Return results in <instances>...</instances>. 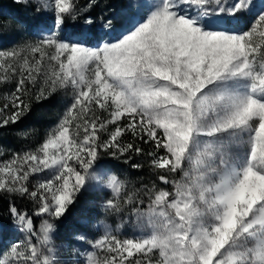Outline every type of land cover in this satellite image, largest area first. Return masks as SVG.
I'll list each match as a JSON object with an SVG mask.
<instances>
[{
    "label": "snow or ice",
    "instance_id": "snow-or-ice-1",
    "mask_svg": "<svg viewBox=\"0 0 264 264\" xmlns=\"http://www.w3.org/2000/svg\"><path fill=\"white\" fill-rule=\"evenodd\" d=\"M95 3L36 0L52 24L0 49V84H15L0 127L32 100L71 95L41 144L0 162V198L23 236L0 264H56L52 221L93 186L109 192L106 213L130 208L135 221L123 238L104 225L89 243L107 254L90 252L87 264H264V8L243 25L255 0H126L123 14L87 16L64 35ZM141 144L168 187L128 191L106 167V157L144 154ZM16 197L35 212L18 210ZM34 216L47 217L38 231Z\"/></svg>",
    "mask_w": 264,
    "mask_h": 264
},
{
    "label": "rangeland",
    "instance_id": "rangeland-1",
    "mask_svg": "<svg viewBox=\"0 0 264 264\" xmlns=\"http://www.w3.org/2000/svg\"><path fill=\"white\" fill-rule=\"evenodd\" d=\"M78 0H76L77 2ZM83 0L77 4L80 8H85L81 4ZM126 1V0H125ZM33 2L36 6V0H28ZM255 11L244 17L241 21L243 25H250L255 13L261 8H264V0H255ZM126 5V2H125ZM125 6L121 3H117L114 6L112 14H123L125 12ZM41 16L50 19L52 24V13L41 10L39 12ZM87 11L84 16L80 18V24L87 17ZM104 15V14H101ZM107 15V14H105ZM68 27L64 31V35L71 36L75 31L74 27L70 25L76 23L68 20L66 21ZM41 26V25H38ZM38 26H34L32 31H29L27 27L19 26L16 31H11L9 38H0V49L8 50L14 45L23 44L25 41L37 39L34 34L39 30ZM70 26V27H69ZM119 25L117 30L119 31ZM15 84L7 83L0 84V106L7 102L6 96L14 89ZM36 106L32 108L20 121L15 124H10L4 127H0V162L11 158L12 153H23L30 149H35L41 144L47 135V132L52 129L62 117L66 106L71 102L70 91L57 90L52 96L43 101H36ZM29 123H25L26 121ZM27 132V135H20V133ZM106 134H101L102 138ZM107 161L106 167L115 173L118 179L126 182L128 191H135L141 189L143 185L151 187L153 181L156 182L158 187L166 188L163 184H160L155 176L147 178H137L132 172V166L129 161L123 163L117 161L111 157L105 158ZM43 173L37 174L35 177H30L31 184H35L36 179L43 177ZM142 195V193H141ZM110 198L108 190H100L93 186L88 191H82L79 194L76 202L70 206L69 210L58 221H52L55 224V231L52 234L51 246L55 249L56 264H87V254L95 251L97 257L101 260L107 254L99 249H94L93 244L96 239L101 237L104 232V225H108L113 231L121 238L125 236H131L134 229L132 227L135 217L132 215L130 208L119 214L106 213L101 205ZM15 199H23L16 197ZM26 199V198H24ZM145 204L147 205V198L144 197ZM31 201V200H30ZM32 202V201H31ZM35 212V210H34ZM38 219L37 231L42 219L46 216H35ZM83 236V240L77 239V237ZM23 239L21 233L15 230L12 226L4 227L0 224V252L6 251L10 246ZM35 242V237L32 238Z\"/></svg>",
    "mask_w": 264,
    "mask_h": 264
},
{
    "label": "trees",
    "instance_id": "trees-1",
    "mask_svg": "<svg viewBox=\"0 0 264 264\" xmlns=\"http://www.w3.org/2000/svg\"><path fill=\"white\" fill-rule=\"evenodd\" d=\"M78 0L76 3L78 4ZM125 0H96L94 6L87 11L86 16H91L93 18L99 17L101 14L111 13L113 11L115 4H123L125 6ZM89 3V0H83L80 5L86 7ZM81 18V17H80ZM80 18L77 19L76 24H80ZM50 23L49 18L41 16L40 13L35 11V4L33 2H28L27 5L24 3H17L16 0H0V38H9L11 31L18 30L19 26H25L29 31H32L34 26H44ZM3 25H8L9 27L4 28ZM73 25V24H72ZM70 25L71 27H73ZM69 26V27H70ZM36 106V102L32 100L31 109ZM27 116V115H25ZM24 116V117H25ZM23 117V118H24ZM26 121L25 123H29ZM124 140L131 139L130 134H126L122 137ZM141 147L144 149V154L133 155L132 164H139L141 167L132 168V172L136 175L137 178H149L150 176H155L154 170L150 166V158L145 155L147 152L151 151L149 145L141 144ZM156 177V176H155ZM160 184L162 182L158 181ZM164 185V184H163ZM168 187L167 185H164ZM20 211H26L29 215L34 213L33 203L29 199H13L11 201ZM9 199L7 197L0 198V224L4 227L12 226V220L9 215ZM34 227L38 226V219L34 216Z\"/></svg>",
    "mask_w": 264,
    "mask_h": 264
}]
</instances>
